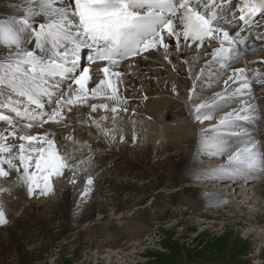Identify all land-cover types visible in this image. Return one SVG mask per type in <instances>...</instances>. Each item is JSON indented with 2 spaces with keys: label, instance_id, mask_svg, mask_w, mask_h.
<instances>
[{
  "label": "snow or ice",
  "instance_id": "1",
  "mask_svg": "<svg viewBox=\"0 0 264 264\" xmlns=\"http://www.w3.org/2000/svg\"><path fill=\"white\" fill-rule=\"evenodd\" d=\"M253 39L264 42V0H18L14 13L0 15V194L24 188L30 198L46 196L54 177L70 172L76 184L85 173V202L94 191L93 159L77 157L90 146L74 134L63 147L58 143L56 132L68 128L65 111L102 110L105 121L110 112L115 126L129 111L120 91L121 62L161 50L169 64L171 52L178 54L191 81L184 103L199 126L196 158H223L194 169L191 178L264 174V143L246 127L262 118L254 90H264V60L261 67L237 66L254 50ZM84 50L88 66L80 63ZM97 63L102 66L93 75ZM172 70L180 75L175 65ZM171 91L179 95L177 83ZM91 122L116 139L115 127ZM69 143L81 147L70 151ZM9 213L0 199V226Z\"/></svg>",
  "mask_w": 264,
  "mask_h": 264
},
{
  "label": "bare ground",
  "instance_id": "2",
  "mask_svg": "<svg viewBox=\"0 0 264 264\" xmlns=\"http://www.w3.org/2000/svg\"><path fill=\"white\" fill-rule=\"evenodd\" d=\"M7 2H9L12 7H17L18 0H7ZM174 54L175 51H172L170 54L172 61L176 58L177 61H179L178 56ZM257 54L264 55V52L260 50ZM158 55L162 59L164 56L163 51L159 52ZM251 57H245L237 66H243V64H247L249 68L262 66L261 61L264 59L255 60ZM253 61L255 64L251 63ZM143 63L144 64L141 65H135L136 67L133 68L134 75L141 72H137L138 69L145 70L147 68V70H150V73L145 70V72L142 71L143 73L140 75H133L131 79L123 77L120 91L127 100L129 111L128 113H121L122 119H118L115 126L112 124L110 112L108 113L109 119L106 121L101 120V117L99 118L97 113L89 115V123L91 124V118L94 117L101 124L102 128H106L105 126H110L111 128L115 127L114 134L116 139L113 140L111 138H106L104 135L103 138H101L99 135L80 129L78 126L70 128L69 123H67L68 128L66 131H69L67 135L70 133L74 134L77 141L87 142V145L90 146V148L83 147L81 148V151L76 153L77 157L80 159L91 156L93 161H95L94 163H102L111 159H117L116 162H118L119 159L126 158V155L133 156L134 152H132V149L133 147H136L138 153L135 155L141 162L145 161L147 163V159L152 160L156 157L159 158L157 164L154 163L150 165L158 169H163L162 173L158 174L160 179H162V176L164 175V177H170L169 182L172 184L176 183V181L186 182L191 180V177L185 175V171H187L186 169L189 166L190 161L193 158H196V141L199 128L189 116L184 103L187 93L186 89L190 87L191 81L181 74L178 76L177 73H174L176 77H172L165 72V70L159 72V66H164L166 62L157 61L153 56L149 59H144ZM155 69L159 73L156 72ZM149 74L159 81V85L153 84L149 79ZM173 83L178 84L179 95H176L171 91ZM216 90L219 91V88ZM127 91H133L135 93L128 95ZM254 95L256 97L255 103L262 113V118L250 125H246V127H248L253 136L260 139L261 143H264V90H261L260 87L257 86L254 90ZM80 108L82 107H74L69 112L80 111ZM100 112L104 113L102 110ZM84 113H86V111H84ZM82 115L84 114L81 113L80 116ZM75 118H78V116H75L73 119ZM209 123H215V121L206 122L205 127H207ZM92 125L95 127L94 124ZM62 131L63 130H59L56 132V139L58 142L63 143V147L66 143L65 137L67 135L61 139V135L57 134ZM99 132L102 134L100 130ZM121 135L124 137L123 141L119 138ZM134 136L136 137L135 140L133 139ZM98 138L102 142H105L107 147H110L107 154H104L103 149L100 147L101 142ZM122 143H127L128 146L124 149L118 148ZM183 143L186 145L185 148L182 146ZM233 143L235 144L238 142L233 141ZM67 146L70 151L73 147H81L80 144L73 146L70 143ZM164 154H168V156L164 157L163 161H160ZM211 159L223 160L222 157ZM98 166H100V164ZM95 167L97 168L96 165ZM101 170H104L101 177L103 174L105 177L101 178L99 185H93L94 191L90 194L89 198L82 203L80 202V192L84 187L85 180L78 177L76 178L78 182L72 184L69 181L73 177L69 173L63 177H54L59 179L55 185H53L54 191L49 195L30 198L26 189L15 188L16 190L14 192L11 191L13 197H11V192H6L0 194V199H2L10 209L9 219H14L13 214L17 213L19 208L23 207L24 213L27 215L26 217L36 219V221H38V226L40 227L39 229H41L50 240L58 237L63 238L73 229L77 232L69 237L73 242L71 245L73 244L75 247L83 249V246L90 244V246H94L93 250L99 251V249H103L107 254L112 253L116 255L117 260L115 264H130V260H133V258L130 257L132 256L130 253L132 254L133 251L130 247L125 246L126 248H123L122 250L117 249L116 247L114 248L115 239L122 238V236H128L129 234L136 235V233H140L142 235L150 232L152 228L151 224L156 221V215L154 214L157 209L156 207L162 206L161 208H164L168 203L179 202V204H181L180 208L183 207L185 210H188L186 212L181 211L182 216L184 213L190 217L195 216V219L205 220V222L210 221V223L213 222L215 223V228L221 226L219 229L220 231L225 229V232L230 231L233 235H236L238 231L241 230L246 242L251 241L252 244L254 243L253 253L247 258V261L250 262L251 260L253 264H262L261 254L264 252V183L259 184L260 188L256 189L253 185L244 186L245 182H247V179L245 180L244 178H247L248 176L243 178L223 177L227 179L228 184H230L232 188L234 186H239L240 181L243 179V187L241 189H246L245 191L247 192L244 193V191H242V196L235 193L234 195L228 192L222 193L220 190L219 192H214L213 189H203V187L198 184H193L191 186L182 184L181 187H184L185 191L179 189L176 192H171L173 188L172 185L170 187L167 185L163 190L161 189L162 191L160 190L158 195H155L153 203L147 205L148 207L140 208V211H137L134 218L128 217L129 219L127 220L129 221H126V227L124 226L125 228L123 229L120 227L121 230H119L114 226L118 216H112L113 214H116L111 210L112 207H115L113 206L114 200L109 197V199H107V197L105 199L103 197V190L109 188L111 191L120 192L130 190L133 192L135 189L140 191L147 188V186L134 187V184H127L125 186L121 183L116 184L114 181H111V178H109L110 171L107 168ZM225 187L228 188L229 186ZM60 190H63V192ZM54 196L57 197L54 198ZM114 198L116 197L114 196ZM225 203L228 204V207L225 208L227 209V212L225 211L226 214L223 212L214 213L211 212L212 210L210 211L211 208L217 209L220 205ZM123 206V204H121V206L118 204L117 210L124 208ZM201 208L204 210L210 208L209 211L211 214H208V212L203 214L205 212H203ZM199 211L203 213L198 216ZM80 223H85L86 225L84 227L82 226L83 228H80L78 231L77 227ZM21 226L26 227L24 224ZM182 226L184 228L181 229V232H187V230H189V227L186 225L182 224ZM0 232V264H2V261L5 264H13V261L16 260L19 262L27 261L28 263L32 260L33 255L30 252L22 251L19 246L15 244L12 236L6 234L7 230L5 228H0ZM15 250L16 253L12 256L11 253ZM137 263L138 262H136V264Z\"/></svg>",
  "mask_w": 264,
  "mask_h": 264
},
{
  "label": "rangeland",
  "instance_id": "3",
  "mask_svg": "<svg viewBox=\"0 0 264 264\" xmlns=\"http://www.w3.org/2000/svg\"><path fill=\"white\" fill-rule=\"evenodd\" d=\"M15 11H16V7L13 8L12 5L9 4V2H7V0H0V15L8 14L10 12L14 13ZM246 57L250 58L251 56H246ZM141 64H144L143 61L141 60L140 62L138 61L136 63V65H141ZM83 119L84 118L75 120L71 124V126L75 127L76 123L81 124V122L84 121ZM105 127L109 129L111 128L110 126H105ZM90 133H93V131L90 130ZM74 137L76 138V136ZM63 138L64 136L61 137V139ZM100 142H101L100 147L103 149L104 154H107L109 148L107 147L105 142H102L101 140ZM126 144L122 143L120 145V148L121 149L126 148L128 146V144L127 145ZM182 146L185 148L186 146L185 143H183ZM135 149L137 148L133 147L132 149V152H134L133 156L126 155V158L121 160L119 159L118 162H116L117 159H111L102 163H94L95 161H93V166H94L93 169L95 170H93L91 174L93 175V180L95 183L93 185L95 186H97L96 184L99 185L102 177H105L104 174L102 177H99V175L97 174L98 172L102 171L101 169L103 168H107L110 171L109 178H111V181L112 182L114 181V183L116 184L121 183L124 186L127 184H131V185L134 184L133 185L134 187L147 186V188H144L140 191L135 189L133 192H131L130 190H128L129 192L128 191L117 192V191H111L109 188L103 190V197L105 199L107 197V199L111 198L114 200L113 206L115 207L114 208L112 207L111 210H113V213H116L113 214L112 216L115 217L118 216L117 218L118 223L116 220L117 224L114 223L115 224L114 226L119 230L126 227L125 226L127 224L126 221H129L127 219L131 217L134 218L137 211L138 210L140 211V208H145L147 205L153 203V200L155 199V195H158L160 193V190L161 189L163 190L165 186L168 185L170 187L172 185L173 188L171 192L174 191L176 192L179 189L185 191L184 187H181L182 184L185 185L187 184L190 186L193 185V182H189V180L186 182L176 181V183L172 184L169 182L170 177L169 176L164 177L163 174H162L163 175L162 179H160L158 177V174H161L163 169L159 168L161 170L160 171L158 168L152 167L150 165L154 163L157 164L159 158L156 157L153 158L152 160L147 159V163L145 161L141 162L140 160L137 159V156L135 155L136 153H138L137 152L138 149L137 150ZM166 156H168V154L162 155L161 157L162 159H160V161H163L164 157ZM99 164L100 166H98ZM204 164L205 162H203L202 159L195 162L193 165L190 166L191 168L190 174L196 168L204 169L203 167ZM95 165L97 166V168L95 167ZM98 168L99 169L101 168L100 171ZM133 169L135 170L133 171ZM186 170H188V168ZM186 172L187 171H185V175ZM69 174L71 173L69 172ZM83 174L85 173H81L79 176ZM199 180H204V179H199ZM57 181L58 178H53V182H54L53 185H55ZM225 186H229V185H225ZM225 186L223 189L226 188ZM254 186L256 187V189L260 188L259 186L257 187L256 184ZM212 188L214 191L218 190V187H212ZM203 189H209V188L205 187ZM15 190L16 189H13L12 192H14ZM63 190L60 191L63 192ZM219 190L222 193H226L221 189ZM245 190L246 189H241L238 192L236 193L234 192V193L242 196L241 192L244 191V193H246L247 191ZM12 192H11V197H13ZM114 196L116 198H114ZM56 197L54 196V198ZM26 203L29 204L28 202ZM118 204L120 206L121 204H123L124 208L117 210ZM180 206L181 204H179L178 202V203H168L167 206L164 208H161L162 206L156 207L157 209L154 214L157 217L155 216L156 221L151 224L152 228L150 232L142 235L140 233H136V235L129 234L130 236L129 235L122 236V238L115 239L114 248L116 247L117 249L122 250L123 248L124 249L126 248L125 246L130 247L133 250V251L128 250V251H132V254L130 253V255L132 256L130 257L133 258V260H130V264H136V262H138L137 264H253L251 260L250 262H248L247 258L250 257L251 253H253L254 243L252 244L251 241L246 242V240L243 237V233H241V230L238 231L237 233L238 235L237 234L233 235L230 231L225 232L224 231L225 229L220 231L219 229L221 226L219 227L216 225L217 227L215 228L214 225L215 223L213 222L210 223V221L205 222V220H201L197 218L195 219L194 218L195 216L190 217L189 215L184 213L182 216L181 213L186 212L188 210H185V208L183 207L180 208ZM227 207L228 204L225 203L223 205H220L217 209L206 208L204 210L201 208V210H203V212L205 213L199 211L198 216L201 213L206 214L207 212L208 214H211V212L225 213V211L227 212V209H225ZM209 209L210 211L211 210L212 211L210 212ZM13 215H14L13 217L14 219L10 218L9 222L6 225L1 226L0 228H5L7 230L6 234H8V236H12V239L15 242V244H17L22 251L30 252L33 255V258L29 263L27 261L19 262L18 260H16L13 261V264L15 263L16 264H24V263L25 264H97V263L115 264L116 263L117 260L116 255L112 253L107 254L106 252H104L103 249H99V251L93 250L94 246H90V244H86L85 246H83V249H80V247H75L73 244L72 246L71 243L73 242L69 237L73 236L77 232L73 229H72L73 231L71 230L63 238L58 237L50 240V238L46 236L41 229H39L40 227L38 226V221H36V219L26 217L27 215H25L23 207L19 208L17 213H14ZM22 224H24L26 227H22L21 226ZM182 224L189 227L188 228L189 230H187V232H183V231L181 232V229L184 228ZM85 225H86L85 223H80L79 224L80 227L77 225L78 226L77 230L79 231V229L83 228ZM136 239L138 242L136 241ZM15 253L16 250L13 251L11 255L13 256L15 255ZM261 261L262 264H264V252L263 254H261ZM2 264L5 263L2 261Z\"/></svg>",
  "mask_w": 264,
  "mask_h": 264
}]
</instances>
